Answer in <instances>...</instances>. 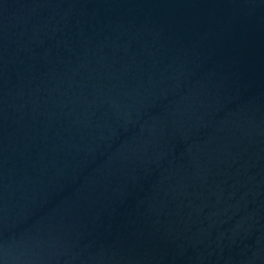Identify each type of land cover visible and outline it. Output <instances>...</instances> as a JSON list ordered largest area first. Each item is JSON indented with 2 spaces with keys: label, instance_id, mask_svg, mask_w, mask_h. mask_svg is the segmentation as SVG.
<instances>
[{
  "label": "water",
  "instance_id": "obj_1",
  "mask_svg": "<svg viewBox=\"0 0 264 264\" xmlns=\"http://www.w3.org/2000/svg\"><path fill=\"white\" fill-rule=\"evenodd\" d=\"M0 264H264V0H0Z\"/></svg>",
  "mask_w": 264,
  "mask_h": 264
}]
</instances>
